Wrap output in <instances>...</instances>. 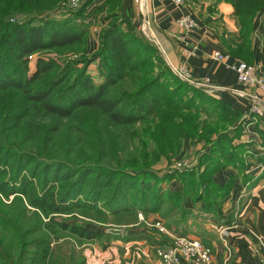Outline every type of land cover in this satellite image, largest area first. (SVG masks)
<instances>
[{
	"label": "trees",
	"instance_id": "obj_1",
	"mask_svg": "<svg viewBox=\"0 0 264 264\" xmlns=\"http://www.w3.org/2000/svg\"><path fill=\"white\" fill-rule=\"evenodd\" d=\"M57 1L0 0V264H84L83 244L118 239L76 220L78 209L97 216L156 213L166 201L170 206L163 213L171 217L175 209L183 221L189 199L229 222L221 213L222 199L237 176L246 179L244 144L234 142L241 132L240 112L172 75L122 16L121 0L95 5L107 21L91 59L71 60L61 70L51 58L36 56L28 73V55L84 43V24L35 17ZM217 1L231 6L237 28L221 39L224 52L253 63L252 41L258 36L264 56V0ZM14 12L30 16L9 21ZM93 59L96 82L85 70ZM259 119L264 146V116ZM185 140L207 147L196 166L157 176L155 164L177 153ZM255 161L264 165V152ZM227 165L236 173L215 183L213 175ZM163 180L178 181L180 190L164 197L158 187L151 202L152 184Z\"/></svg>",
	"mask_w": 264,
	"mask_h": 264
},
{
	"label": "crops",
	"instance_id": "obj_2",
	"mask_svg": "<svg viewBox=\"0 0 264 264\" xmlns=\"http://www.w3.org/2000/svg\"><path fill=\"white\" fill-rule=\"evenodd\" d=\"M144 1L145 7L141 11L132 0H122L123 14L130 18L136 28L147 22L142 26L147 28L149 36L157 43L168 63L174 66L185 63L192 81L200 82L207 78L211 88L206 93L240 112L241 132L234 140L235 143H242L247 132L255 131L259 136L256 126L260 123L259 118L264 115V96L257 93L258 102L255 106L259 115L249 111L250 99L235 92L246 89L236 81L234 72L224 63L210 57L214 50L223 51L221 39L227 33L232 35L237 30L231 6L217 0H185L181 6H173L163 0ZM186 13H190L197 22L196 30L191 33H184L175 23L177 18ZM252 50L257 72L262 74L264 56L258 36L252 41ZM199 145L202 143H196L195 147L191 143H184V152L195 151ZM241 159L243 169H247L248 164L242 154ZM234 173L236 168L227 165L213 175V181L222 184ZM261 174L257 177L252 174L250 178L244 174V182L241 176L234 179L230 192L221 202V213L224 216L232 218L236 213L232 225L225 227L227 235L223 239L220 234L216 236L219 229L216 218L203 212L202 204H194L189 199L184 201L183 208L188 210L187 219L185 226L179 229L200 239L210 250L212 264H257L258 259L264 257V176ZM243 185L247 193L244 198L240 197V208L234 210L238 192ZM167 186L171 191H179L181 188L176 180L170 181ZM84 264H89L86 257Z\"/></svg>",
	"mask_w": 264,
	"mask_h": 264
},
{
	"label": "rangeland",
	"instance_id": "obj_3",
	"mask_svg": "<svg viewBox=\"0 0 264 264\" xmlns=\"http://www.w3.org/2000/svg\"><path fill=\"white\" fill-rule=\"evenodd\" d=\"M97 1V2H96ZM103 0H78L76 5H71L69 0H59L56 2L55 5L50 8V10L44 11L39 13L38 15H35L37 18H42V17H49L50 19L59 21L60 19L68 20L72 25L74 24H79L82 23L85 25V39L84 43L79 46H70L68 48H62V49H53V50H41L34 52L30 55L27 56V67H28V73L31 72L34 68V59L36 56H40L43 59L49 57L54 62L58 65V67L63 70L64 67L70 66L71 65V60L79 59V58H90L93 57V55L96 53V51L99 49V35L103 26V22L107 21L104 19L106 12H96L94 7L97 5V3H101ZM133 1V0H132ZM164 1V0H163ZM6 2V0H5ZM185 3V0L183 4ZM135 4V3H134ZM182 4V5H183ZM181 6V5H180ZM83 10V11H82ZM80 12L79 16H75L74 13ZM122 16H124L122 12V0H121V8H120ZM191 15L190 13H188ZM30 15H25V13H13V15L7 17L9 21H23L27 18H29ZM34 17V16H32ZM194 19V18H193ZM195 20V19H194ZM196 21V20H195ZM133 23V22H132ZM147 22H143L142 25H146ZM197 23V22H196ZM134 24V23H133ZM139 26V28H136V32L142 39H146L152 47H154L156 50V57L160 59L162 64H164L169 71L172 73V75L177 77V74L173 71V68L178 67L174 66L170 63L167 62L163 52L157 45V43L154 41L153 38L149 36V31L147 30L146 27L144 26ZM135 26V25H134ZM179 28V27H178ZM214 51H219V50H214ZM222 51V50H220ZM224 52V50L222 51ZM226 53V52H224ZM227 54V53H226ZM229 55V54H228ZM211 57V55H210ZM212 58V57H211ZM229 62L230 61H244L242 59H235L232 58L229 55ZM213 59V58H212ZM215 60V59H214ZM218 61V60H217ZM222 62V61H220ZM117 63L120 64L122 67L125 65V62L117 59ZM224 63V62H222ZM248 63V62H246ZM185 64V63H183ZM248 64L252 65L254 67V71L263 77V75L259 72H257V69L255 67V63L249 62ZM82 63L78 62L75 64L77 68L81 67ZM97 65L98 61L97 59H93L87 66H86V73L90 76L91 80L93 82H96L99 80L98 76V70H97ZM181 65V64H180ZM186 65V64H185ZM226 66V64L224 63ZM187 67V66H186ZM227 67V66H226ZM228 68V67H227ZM188 69V67H187ZM230 69V68H229ZM189 71V70H188ZM264 78V77H263ZM180 79V78H179ZM181 80V79H180ZM183 81V80H182ZM237 81V80H236ZM185 83H188L194 87H199L196 85H193L187 81H183ZM201 83L203 82L202 80L200 81ZM206 86H211L209 80L207 81ZM200 87L204 91H207V87ZM244 89L246 90H234L235 92L237 91H246V92H254L253 89L244 87L241 85ZM215 87V86H214ZM69 91V87H68ZM64 93L60 99H64L69 96V92ZM264 96V95H263ZM257 109V107L255 108ZM264 116V115H263ZM257 134V133H256ZM260 137L257 136L255 141H253L252 144H256L258 146L262 145L260 142ZM188 140H185L184 142H181V146L178 149L177 153L171 154L169 157H163L161 158L160 161H158L155 166L153 167V170L157 176L163 177L165 174H170L173 171L176 172H181L183 170H190L194 168L197 164L198 161V156L200 153H202L207 147L202 145H199V148L194 151L191 150L190 153L184 152V143H187ZM244 142V143H243ZM242 143L244 144V150L242 151V156L244 157L245 161L247 162L248 166L247 169H243V174L250 176L253 174V177H257L260 175L263 170H264V165L262 163H257L255 161V158L259 155H261L264 152V146H263V151L262 153H256L252 150H248V153L245 152L249 147H252L250 143H246L243 141ZM191 143V142H188ZM199 143V142H198ZM193 147L196 143H191ZM257 146V147H258ZM261 147V146H260ZM179 158H184L188 161V165L184 168L181 169H175L174 168V163L176 162L177 159ZM244 161V162H245ZM262 166L260 169L259 167L256 168H251L253 166ZM213 178V177H212ZM91 178H87V183L90 184ZM167 181H161L157 184V182L152 184V189L150 190V198L151 202L155 201V196L157 197L158 194V187H159V192L160 191H165L164 197L166 194L169 193L168 190V183ZM242 189H244V192L242 193ZM247 193V188L245 185H243L238 192L237 196V201L235 202L233 208L239 209L240 208V203L239 200L246 195ZM228 195V194H227ZM227 195L225 197H227ZM147 197V196H146ZM225 197L222 199V201L225 199ZM241 197V198H240ZM222 205V204H221ZM170 204L165 201V203H162L159 211L154 213H144L141 211H136L132 210L129 212H124V213H114V214H103L101 216H97L91 212H85L81 209L74 210V212L77 213L75 215V219L79 220L81 222H87L90 224L91 228L98 229L101 231H104V233L110 232V229H117L119 230L118 233V239H112L111 237H103L99 240L89 242L86 246L84 244L81 246L82 247V253L84 255V258L86 257L87 263L89 264H94V263H99V264H155V258L153 256V248L154 246H160L161 244H165L168 242L169 237L165 234H160L156 229H154L152 226L146 225V224H140L138 218H137V213L140 212L143 219L147 222H152L154 220L159 219L162 223L163 226L166 227L167 229L171 230L173 229L174 231H180L179 229L181 226H185V222L187 217L184 216L185 218L180 219V214L175 211H170V216H166V212L169 208ZM235 214H233V217L230 218L229 222H224V220H220L216 218L218 222V234L216 232V236L220 234V231L225 228L229 227L232 225L233 220H235ZM197 215V214H196ZM223 215V214H222ZM212 217V216H211ZM223 217H226L223 215ZM222 217V219H223ZM94 219V220H93ZM95 219L99 221H95ZM183 229V228H182ZM185 232V230L183 229ZM112 233V232H111ZM172 233H174L172 231ZM183 233V232H182ZM140 234V236L138 235ZM175 234V233H174ZM223 237H226V231H223L222 233ZM36 236H39L40 233L35 234ZM190 237H196L195 235L187 234ZM221 236V235H220ZM33 236H29L28 239L32 238ZM137 237H142V238H137ZM145 238V239H144ZM129 239V240H127ZM199 239V238H198ZM200 240V239H199ZM84 242V240H81ZM34 250V248H30ZM39 249V248H37ZM104 260V262H102Z\"/></svg>",
	"mask_w": 264,
	"mask_h": 264
},
{
	"label": "built area",
	"instance_id": "obj_4",
	"mask_svg": "<svg viewBox=\"0 0 264 264\" xmlns=\"http://www.w3.org/2000/svg\"><path fill=\"white\" fill-rule=\"evenodd\" d=\"M71 5H76L78 0H69ZM170 2L173 6H180L183 4L184 0H164ZM137 7L142 11L145 7L144 0H133ZM176 26L179 27L184 33H191L197 28L196 21L188 14H183L175 21ZM211 57L215 60L222 61L230 68L236 77L237 82L244 87L251 88L254 92L246 91H237L240 96H245L250 99L251 105L249 111L258 112L255 104L258 102L257 93L264 95V78L258 75L254 71V67L244 61H230L229 55L222 51H213ZM173 71L177 74V77L183 81H187L193 85L204 87L207 84L208 79L204 78L201 82L192 81L190 79V73L185 64H181L176 68H173ZM211 88L210 86H206ZM213 87V86H212ZM214 88V87H213ZM258 114V113H257ZM259 115V114H258ZM245 142L250 143L252 147H249L245 150L248 153V150H252L256 153H261L263 147H260L256 144H252L253 141L257 138L255 131L245 133ZM258 146V147H257ZM188 165V161L184 158H179L174 163L175 169H181ZM262 166L256 165L251 168ZM244 192V189L241 191ZM137 218L141 224H146L152 226L160 234H165L169 237V240L165 244L160 246H154L153 256L155 258V264H212L210 257V250L203 245V243L196 237H190L186 233L180 231H174L173 229L169 230L163 226V223L157 219L152 222H147L143 219L140 212L137 213ZM226 229L223 228L220 231V235L223 239L222 232ZM172 231L175 233H172ZM257 264H264V257L258 259Z\"/></svg>",
	"mask_w": 264,
	"mask_h": 264
},
{
	"label": "water",
	"instance_id": "obj_5",
	"mask_svg": "<svg viewBox=\"0 0 264 264\" xmlns=\"http://www.w3.org/2000/svg\"><path fill=\"white\" fill-rule=\"evenodd\" d=\"M110 232H112V233H118L119 232V230H117V229H110Z\"/></svg>",
	"mask_w": 264,
	"mask_h": 264
}]
</instances>
